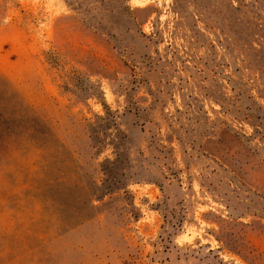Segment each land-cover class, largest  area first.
Masks as SVG:
<instances>
[{
	"label": "rangeland",
	"instance_id": "374dc122",
	"mask_svg": "<svg viewBox=\"0 0 264 264\" xmlns=\"http://www.w3.org/2000/svg\"><path fill=\"white\" fill-rule=\"evenodd\" d=\"M0 264H264V0H0Z\"/></svg>",
	"mask_w": 264,
	"mask_h": 264
}]
</instances>
